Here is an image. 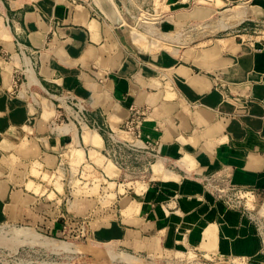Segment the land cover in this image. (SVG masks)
I'll return each instance as SVG.
<instances>
[{"label":"crops","instance_id":"0c3cea01","mask_svg":"<svg viewBox=\"0 0 264 264\" xmlns=\"http://www.w3.org/2000/svg\"><path fill=\"white\" fill-rule=\"evenodd\" d=\"M109 1L120 24L100 0H0V222L60 236L85 215L133 252L264 264V0H150L152 28L189 35L172 51L135 32L146 0Z\"/></svg>","mask_w":264,"mask_h":264},{"label":"rangeland","instance_id":"374dc122","mask_svg":"<svg viewBox=\"0 0 264 264\" xmlns=\"http://www.w3.org/2000/svg\"><path fill=\"white\" fill-rule=\"evenodd\" d=\"M127 24H129L126 26L131 28V32L135 31L131 23L127 22ZM148 29L154 30L153 35L149 34ZM135 32L142 36L141 38L144 45L148 44V42L145 41V38L151 37V40L154 43H152V46L156 47V43H158L159 51L163 49L172 51L173 44L177 45V42L186 43L189 39L187 33H180V35L171 33L170 31H168L170 33H165L160 30L157 31L148 24L145 26V31ZM155 33L159 34V36H156ZM213 36H218V33ZM162 37L163 40L160 39ZM192 37L193 36L190 38ZM156 40L159 41L157 42ZM86 177L89 178L90 176L86 175ZM91 187L92 185L89 184V188H82L83 190L81 193L85 196H90L91 198L96 199L97 194L101 196V199L103 198L102 195L105 196V198L108 197L106 196V192H104L105 195L102 193L99 189V185H96L94 190L93 187ZM103 202L104 204L106 203L104 198ZM111 214L114 215V213ZM66 219L67 221L63 223L62 234L60 236H55L51 233H47V231H44L43 229H39L42 227L41 225L15 223L12 221L0 222V264H128L123 259L120 260V256L124 254L136 259V264H248L247 260L240 263V260L232 258L210 260L197 251H183L178 254L164 252L148 255L141 252H133L130 249L113 242L103 243L92 239L91 232L94 225L88 221L89 218L85 215L84 217L80 215H72L71 218L67 217ZM259 220L261 221V224L255 223V226L261 237V244L263 245L264 217H260ZM21 227H28L36 235L42 237L70 243L72 244V249H59L54 246V248H52L51 245H45L39 241L25 239V237H21V235L16 236L10 233L11 229ZM113 252H116L115 254H117V256L119 255L118 253H120V256H118L120 259H117L116 256L112 255ZM108 253L112 254L109 256ZM111 256L116 258H112Z\"/></svg>","mask_w":264,"mask_h":264},{"label":"built area","instance_id":"2783aa9c","mask_svg":"<svg viewBox=\"0 0 264 264\" xmlns=\"http://www.w3.org/2000/svg\"><path fill=\"white\" fill-rule=\"evenodd\" d=\"M145 2L146 3L144 5H140L137 7L136 14H132V13L131 14L137 23L144 22L145 24H148L151 26V24H156L157 21H160V16L156 14L152 15L150 13V10L153 9V7H151L152 2H150V0H146ZM162 17L163 15L161 16V18ZM73 100H75L76 102V98H73ZM76 107H75L76 111L74 115L66 116V121L75 120L76 122L80 123L85 119L84 114L82 113V107L81 106H76ZM142 121H143V112L141 110L134 109L132 114L125 120L123 126L132 133L133 137L139 138L140 137V127H141ZM127 144L128 143H125V141L113 138V146L115 148H121L122 145L125 146ZM139 146H141L142 148L147 147V145L144 143H142V145H139ZM217 190L219 191V196L225 198L227 204H229L231 207L238 206L239 199H240L239 192L241 190L237 188L234 184L221 187ZM259 218L260 217L258 216H254L253 219L256 224H261V221L259 220Z\"/></svg>","mask_w":264,"mask_h":264},{"label":"bare ground","instance_id":"6f19581e","mask_svg":"<svg viewBox=\"0 0 264 264\" xmlns=\"http://www.w3.org/2000/svg\"><path fill=\"white\" fill-rule=\"evenodd\" d=\"M124 22V19H123V21H122V23ZM148 31H149V34L150 35H153V33H154V30L153 29H148ZM148 33V32H147ZM156 34V33H155ZM155 34H154V36H155ZM156 36H159V34H156ZM152 43L153 42H151V45H152ZM154 44V43H153ZM156 45H158V44H156ZM11 232V234L12 235H16V236H19V235H21V237L23 236V237H25V239L27 238V239H29V240H33V241H39V242H41V243H44L45 245H51V247L52 248H54V247H56V248H63V249H72V244H70V243H67V242H61V241H58V240H56V239H52V238H47V237H42V236H40V235H36L33 231H31V229L30 228H28V227H21V228H13V229H11L10 230ZM24 239V238H23ZM76 245V244H75ZM54 246V247H53ZM77 246V245H76ZM45 247V246H44ZM50 248V247H49ZM110 251V250H109ZM116 252H113V254L112 253H108L109 254V256L112 254V255H114V256H116L117 257V259H120L118 256H120V253H118L119 255L117 256V254H115ZM112 257V256H111ZM116 257H112V258H116ZM121 257V259L120 260H124L126 263H128V264H136V259H134V258H132V257H130V256H127V255H121L120 256Z\"/></svg>","mask_w":264,"mask_h":264},{"label":"water","instance_id":"95a60500","mask_svg":"<svg viewBox=\"0 0 264 264\" xmlns=\"http://www.w3.org/2000/svg\"><path fill=\"white\" fill-rule=\"evenodd\" d=\"M100 5L106 15L111 19V21L115 24H120L121 23V18L119 17L117 11L111 4L109 0H100Z\"/></svg>","mask_w":264,"mask_h":264}]
</instances>
